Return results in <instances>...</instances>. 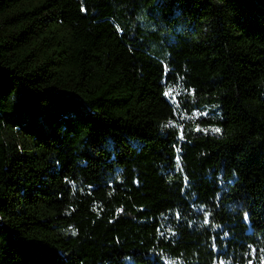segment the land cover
I'll return each mask as SVG.
<instances>
[{"label": "trees", "instance_id": "obj_1", "mask_svg": "<svg viewBox=\"0 0 264 264\" xmlns=\"http://www.w3.org/2000/svg\"><path fill=\"white\" fill-rule=\"evenodd\" d=\"M220 261L264 264V0H0V264Z\"/></svg>", "mask_w": 264, "mask_h": 264}, {"label": "rangeland", "instance_id": "obj_2", "mask_svg": "<svg viewBox=\"0 0 264 264\" xmlns=\"http://www.w3.org/2000/svg\"><path fill=\"white\" fill-rule=\"evenodd\" d=\"M152 10H154V11L156 10V11H157V9H155V8H154V9H152ZM156 13H157V12H156ZM154 26H155V24H154V23H152V24H151V23H149V24H148V25H146L145 27H146V28H147V30H148V29H150V28H152V27H154ZM50 113H51V112H50ZM49 116H51V117H52V116H53V113H51ZM26 121H27V122H29V123H31V125H35V124H36V122H35V119H34L32 116H31V117H26ZM49 122H50V121H49ZM49 122H46V123H45V126H46V127H48V126H49Z\"/></svg>", "mask_w": 264, "mask_h": 264}, {"label": "snow or ice", "instance_id": "obj_3", "mask_svg": "<svg viewBox=\"0 0 264 264\" xmlns=\"http://www.w3.org/2000/svg\"><path fill=\"white\" fill-rule=\"evenodd\" d=\"M166 95H168V93H166ZM213 131H216V132H219L220 131V129H214ZM186 179V178H185ZM245 219H247V214H245ZM205 222L207 223V220H205ZM220 264H226V262H224V261H220Z\"/></svg>", "mask_w": 264, "mask_h": 264}]
</instances>
